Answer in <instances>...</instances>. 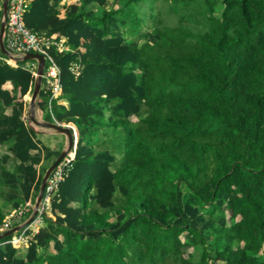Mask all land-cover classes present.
<instances>
[{"label": "trees", "instance_id": "obj_1", "mask_svg": "<svg viewBox=\"0 0 264 264\" xmlns=\"http://www.w3.org/2000/svg\"><path fill=\"white\" fill-rule=\"evenodd\" d=\"M61 1L23 19L63 39L47 49L60 94L42 85L34 107L76 143L42 226L21 255L1 237L0 264H264V0ZM4 58L0 227L60 153L23 117L28 60Z\"/></svg>", "mask_w": 264, "mask_h": 264}, {"label": "built area", "instance_id": "obj_2", "mask_svg": "<svg viewBox=\"0 0 264 264\" xmlns=\"http://www.w3.org/2000/svg\"><path fill=\"white\" fill-rule=\"evenodd\" d=\"M29 0H8V6L5 17V28L3 33V42L8 51V56L4 60L13 66L17 65V61L24 58L29 53H40L44 56L45 64L43 67L42 78L44 79V88L50 90L51 97H57L60 94L61 88L59 83V68L53 61L52 57L48 54L47 49L52 44H57L58 48L62 50L63 39L58 43L50 39L38 35L30 31L23 19L25 10L27 9ZM25 68L29 69L35 76L37 70V62H26ZM72 71L78 75L80 65L74 64ZM68 161V159H67ZM62 163L55 168L52 174L47 178L44 189V197L38 207L34 210L30 199L25 200L19 207L14 208L9 219L4 218L3 225L0 230L4 231L13 227H19L16 234L11 236L7 241L14 247L19 245L21 241H28L38 231L42 225V215L46 208L47 203L50 201L51 195L56 190L57 182L62 178ZM33 213L27 220L25 219L27 212ZM6 222V223H5ZM5 225V228L3 227ZM2 231V232H3Z\"/></svg>", "mask_w": 264, "mask_h": 264}, {"label": "water", "instance_id": "obj_3", "mask_svg": "<svg viewBox=\"0 0 264 264\" xmlns=\"http://www.w3.org/2000/svg\"><path fill=\"white\" fill-rule=\"evenodd\" d=\"M7 6H8V0H2L1 3V15L2 19L0 20V52L3 55L8 56V51L5 48V45L3 43V33H4V28H5V17H6V11H7ZM24 59H36L37 61V71H36V79L34 80L33 83V88L30 94V101H29V112H30V119L33 123L36 125L46 127V128H51L56 130L58 133H62L65 135L66 140H67V147L64 150H61L59 155L56 157V159L49 165V167L45 170L44 175L41 179L39 190H38V195L35 201V206L38 207L40 204V201L43 196V191L45 187V182L50 175V173L56 168V166L63 160V158L66 156L68 151L74 147L76 143V134L74 131H72L71 127L69 125H64L62 123H59L57 121L54 122H41L38 121L35 116H34V104L35 100L37 98V95L40 90L41 86V78H42V73H43V67L45 64L44 56L40 53H33L29 52L24 56ZM34 129L33 127H31ZM15 230H19V227H14L10 230L5 231L4 233L0 234V238L3 236H7L12 234Z\"/></svg>", "mask_w": 264, "mask_h": 264}, {"label": "rangeland", "instance_id": "obj_4", "mask_svg": "<svg viewBox=\"0 0 264 264\" xmlns=\"http://www.w3.org/2000/svg\"><path fill=\"white\" fill-rule=\"evenodd\" d=\"M2 1V0H1ZM1 1H0V10H1ZM77 2V0H62L60 2V6L61 8H63L64 6L70 4V3H75ZM110 2V5L112 4V0H109ZM161 3H162V0H157L156 1V5L157 6H161ZM146 5L147 3L144 2L143 3V8L146 9ZM115 6V4H114ZM63 12V11H62ZM1 19V17H0ZM142 29L143 30H146V31H149L152 29V27L150 26V24L148 22H146L145 24H143L142 26ZM134 40L136 41H141L143 37H138V36H135L133 37ZM28 62H34V59H29ZM6 87H9L8 85H6ZM24 101L26 102V110H25V113H24V119L26 120V123L28 126H31V127H34L35 130L37 131H46L47 133L49 134H41V133H37V136L38 138H40L44 144L46 146H48L49 148H52L53 150H64L66 149L67 147V140H66V137L62 134V133H56V130L54 129H51V128H46V127H42V126H39V125H36L34 124L31 120H30V116H29V112L27 110V108L29 107V101H30V93L26 94L24 97H23ZM6 114L9 113V110L7 109L5 111ZM35 114H36V118L41 121V122H45L42 118H41V114L39 111H36L35 110ZM135 119V118H134ZM1 153H6V147L5 146H2L0 145V154ZM56 159V156H52L51 158H49V160H46V159H43L41 161L40 164L36 165V169L38 172H41L42 168L44 167H49V165ZM62 163V162H61ZM46 168V169H47ZM44 175V173H43ZM43 177V176H42ZM34 193V192H33ZM37 195H38V192L36 194H34V197L30 198V202L32 203V208L35 210L36 207H35V201H36V198H37ZM44 208H46V210L48 211L49 209V203L46 204V206H44ZM14 208L11 209V205H6V206H3V210H4V213H5V218L7 217L9 219V216L12 214V211H13ZM28 213L29 211L27 212L26 214V217L25 219L27 220L31 215H33V213L29 214L28 216ZM49 216H51L50 213H48ZM6 223V222H5ZM42 223H43V218H42ZM5 228V225L3 226ZM20 227V226H19ZM14 228V227H13ZM12 229V228H10ZM8 230V229H7ZM3 231V230H2ZM0 230V232H2ZM6 231V230H4ZM3 231V232H4ZM16 234V230L13 232V236ZM28 245V241H21L19 243V245H16L15 248L17 249V253L18 255H21L25 252L26 250V247Z\"/></svg>", "mask_w": 264, "mask_h": 264}, {"label": "clouds", "instance_id": "obj_5", "mask_svg": "<svg viewBox=\"0 0 264 264\" xmlns=\"http://www.w3.org/2000/svg\"><path fill=\"white\" fill-rule=\"evenodd\" d=\"M1 3H2V1H1ZM1 19H2V15H1ZM1 19H0V20H1ZM3 43H4V42H3ZM4 56L6 57V55H4ZM23 59H24V58H23ZM25 60H26V59H25ZM27 60H29V59H27ZM35 61H36V59H34V62H35ZM36 62H37V61H36ZM36 71H37V70H36ZM35 79H36V76H35ZM41 82H42V78H41ZM32 88H33V87H32ZM40 88H41V86H40ZM31 91H32V90H31ZM30 94H31V93H30ZM35 101H36V100H35ZM27 110H28V112H29V107L27 108ZM34 112H35V107H34ZM24 113H25V112H24ZM29 116H30V112H29ZM34 116H35V118H36V114H35V113H34ZM23 117H24V114H23ZM36 119H37V118H36ZM30 120H31V119H30ZM37 120H38V119H37ZM38 121H39V120H38ZM34 124H35V123H34ZM62 124H64V125H69V124H65V123H62ZM69 126H70V125H69ZM29 127L31 128V126H29ZM70 127H71V126H70ZM33 128H34V127H33ZM33 130H34L36 133H39L37 130H35V129H33ZM56 132H57V131H56ZM64 136H65V135H64ZM74 147H75V145H74ZM74 147H73V148H74ZM64 158H65V157H64ZM64 158H63V160H64ZM63 160H62V161H63ZM62 161H61V162H62ZM61 162L56 166V168L61 164ZM54 170H55V169H54ZM54 170H53V171H54ZM53 171H52V172H53ZM52 172L50 173V175L52 174ZM50 175H49V176H50ZM49 176H48V177H49ZM45 183H46V182H45ZM44 189H45V187H44ZM43 192H44V191H43ZM43 197H44V195L42 196V199H43ZM42 199H41V201H42ZM41 201H40V203H41ZM49 202H50V201H49ZM45 211H46V209H45ZM45 211H44V212H45ZM41 226H42V225H41ZM15 227H16V226H15ZM19 229H20V228H19ZM8 230H10V229H8ZM38 230H39V229H38ZM6 231H7V230H6ZM16 231H18V230H16ZM4 232H5V231H4ZM4 232H2V233H4ZM10 235H13V233L10 234ZM32 237H33V236H32ZM30 240H31V239H30ZM30 240H29V242H30ZM7 241H8V240H7ZM7 241H6V242H7ZM29 242H28V244H29ZM27 246H28V245H27ZM13 247H14V246H13Z\"/></svg>", "mask_w": 264, "mask_h": 264}, {"label": "crops", "instance_id": "obj_6", "mask_svg": "<svg viewBox=\"0 0 264 264\" xmlns=\"http://www.w3.org/2000/svg\"><path fill=\"white\" fill-rule=\"evenodd\" d=\"M63 103H65V102H63ZM39 133H41V134H49V133H47L46 131H38ZM57 133V132H56Z\"/></svg>", "mask_w": 264, "mask_h": 264}]
</instances>
